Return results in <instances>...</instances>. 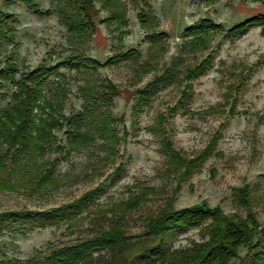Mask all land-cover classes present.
I'll return each instance as SVG.
<instances>
[{
	"label": "rangeland",
	"instance_id": "rangeland-1",
	"mask_svg": "<svg viewBox=\"0 0 264 264\" xmlns=\"http://www.w3.org/2000/svg\"><path fill=\"white\" fill-rule=\"evenodd\" d=\"M34 1L42 12L56 3L55 0ZM122 1L128 10V27L122 41L118 30L102 23L107 14L100 12L93 36L82 46L86 56L101 63L118 51L130 49L143 54L140 63L151 57L157 62L156 70L144 75L141 82L134 80L132 84L136 85L129 84L132 68L128 64L98 69L101 77L128 90L115 99L113 107L119 134L122 136L127 131L119 144V155L114 163L90 173L86 153L67 157L63 153L50 154V158L61 159L58 174L64 178L63 184L42 195L26 189H0V212L56 208L100 183L105 184V192L99 202L105 205L128 198L142 184L158 187L162 192L160 198L149 201L128 225L130 234L141 232L142 221L138 216L154 213L163 206L162 198L167 196L164 193L176 184L164 175L165 157L160 152V137L151 132L159 120L157 114L162 113L167 116L165 126L174 147L188 156L199 152L213 136H219L214 154L198 173L182 183L173 207L180 209L204 202L211 208L220 207L229 216L255 214L258 221L264 223V23H249L264 14V0ZM139 13L147 20V30L140 23ZM207 18L221 29L213 34L208 49L197 58L212 54L205 74L190 82L192 96L180 107L176 106L177 89H163L153 107L135 116L132 113L135 99L131 94L152 80L178 54L183 42L182 32ZM147 32H156L161 41L151 46ZM68 35L56 13H35L34 8L22 0H0V68L13 63L20 74L40 66L61 64L75 49ZM60 72L70 80L64 105V112L70 114L79 110L82 103L77 95L78 83L73 70L61 67ZM55 78L52 76L50 80ZM2 92L5 95L0 93V108L9 102L11 88L6 87ZM172 106L177 107L175 113L168 111ZM119 164L124 166L122 177L110 185L106 178ZM245 186L249 188L250 202L248 206H241L235 200L234 191ZM81 227L70 230L62 224L1 231L0 264H33L50 245L62 246L75 239ZM201 237L200 230L194 228L175 235L171 245L185 247L192 241H200ZM204 237L208 238L206 231ZM244 254L242 248L240 255Z\"/></svg>",
	"mask_w": 264,
	"mask_h": 264
},
{
	"label": "trees",
	"instance_id": "trees-1",
	"mask_svg": "<svg viewBox=\"0 0 264 264\" xmlns=\"http://www.w3.org/2000/svg\"><path fill=\"white\" fill-rule=\"evenodd\" d=\"M35 13H56L68 31V41L74 52L56 66H40L21 72L13 63L0 68V93L11 88L9 102L0 108V189H26L32 194H47L59 188L64 178L58 174L59 158L50 154L86 153L90 160V173L101 166L114 163L119 155V144L124 138L117 129L118 119L113 115L114 101L128 90L107 77L98 69L108 65H130L132 77L129 84L141 82L142 77L156 70L157 62L149 59L140 63L142 53L136 49L118 51L101 63L86 56L82 46L94 34L100 12L107 16L102 23L118 30L120 41L128 27L127 6L122 0H55V5L42 12L34 0H22ZM139 13V20L147 30V20ZM264 23V14L250 20ZM219 25L203 19L187 27L181 35L178 54L163 66L159 74L142 88L131 94L135 102L132 113L137 116L153 107L158 94L169 87L177 89L176 106L182 107L191 94L190 82L204 75L211 64L212 54L200 60ZM151 46L161 41L159 35L146 34ZM155 52V50H151ZM151 53V52H150ZM61 67L73 70L78 83L77 95L81 105L76 112H64L69 92L68 78ZM18 75V76H17ZM56 77L50 80L51 77ZM133 79V82H132ZM176 106L168 108L175 113ZM166 115L159 119L151 132L160 137V152L165 157L164 175L175 187L167 190L164 205L154 213L140 214L142 230L128 232L130 220L152 199L160 198L161 190L155 186L140 185L136 192L115 204L99 202L105 184L86 191L81 196L48 210H6L0 212V232L20 231L31 227H58L62 224L72 230L82 231L75 239L62 246L50 245L48 250L33 260V264H264V223L255 214L246 217L225 214L220 207L211 208L206 203L175 209V195L182 183L198 173L214 154L219 136L195 155L188 156L174 147L166 128ZM62 133L63 136H59ZM127 135V133H126ZM124 172L119 164L106 179L114 185ZM238 205L248 206L249 188L235 189ZM197 228L202 233L200 241L185 247H172L175 235ZM205 231L208 238H205ZM245 254L240 255L241 249Z\"/></svg>",
	"mask_w": 264,
	"mask_h": 264
}]
</instances>
